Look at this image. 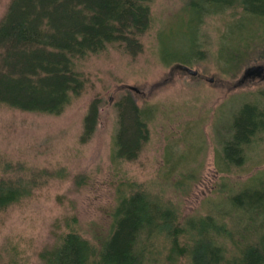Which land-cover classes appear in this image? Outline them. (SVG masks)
Listing matches in <instances>:
<instances>
[{
    "label": "rangeland",
    "instance_id": "374dc122",
    "mask_svg": "<svg viewBox=\"0 0 264 264\" xmlns=\"http://www.w3.org/2000/svg\"><path fill=\"white\" fill-rule=\"evenodd\" d=\"M145 1L150 26L140 36L142 48L131 52L114 43L77 59L84 86L61 113L0 103V179L32 187L28 196L0 211V264H49L47 255L69 231L96 244L110 231L120 189L129 192L132 186L172 205L180 225L190 226L181 240L191 239L196 234L191 223L201 224L210 215L220 224L228 195L250 178L264 179V130L248 146L243 164L228 172L220 169V139L232 115L245 102L264 103V53L251 50V57L234 68L220 54L227 23L238 17L237 11L203 17L197 54L189 41L185 49L178 39L194 17L193 0ZM9 2L0 0V18ZM170 30L178 49L186 51L185 62L162 58V38ZM254 66L261 73L244 79ZM127 95L149 110V138L132 160L116 157L115 145L118 101ZM95 100L98 123L84 141V120ZM237 218L223 220L231 225ZM248 229L234 237L251 238L255 229ZM177 263L188 259L180 257Z\"/></svg>",
    "mask_w": 264,
    "mask_h": 264
},
{
    "label": "trees",
    "instance_id": "16d2710c",
    "mask_svg": "<svg viewBox=\"0 0 264 264\" xmlns=\"http://www.w3.org/2000/svg\"><path fill=\"white\" fill-rule=\"evenodd\" d=\"M191 3L194 17L189 20L193 26L190 29L188 21L189 28L178 38L185 49L189 41L191 51L200 54L197 40L203 17L232 9L238 17L228 21L222 38L220 54L225 64L234 68L251 57V50L264 53V0ZM149 26L150 9L145 0H10L0 18V103L26 111L61 113L84 86L75 67L77 59L114 43L137 52L142 48L140 36ZM171 30L162 38V58L166 63L185 62L186 51L178 49ZM98 105L93 101L85 117L84 141L98 123ZM118 107L115 155L132 160L149 138V110L139 107L130 95L118 101ZM263 130L264 103H243L221 136L220 169L228 172L231 166L243 164L248 146ZM238 186L220 208V224L210 215L201 224L191 223L196 234H189L191 239L184 241L181 236L190 226L188 222L180 225L172 205L134 186L129 192L120 189L108 234L97 237L94 244L79 232H66L47 261L178 264L180 257H187V264H264V179L250 178ZM31 192V185L0 179V211ZM226 215H237V222L230 225L223 220ZM248 228L255 229L251 238L234 237L235 232ZM227 241L235 249L230 250Z\"/></svg>",
    "mask_w": 264,
    "mask_h": 264
},
{
    "label": "flooded vegetation",
    "instance_id": "af4514ba",
    "mask_svg": "<svg viewBox=\"0 0 264 264\" xmlns=\"http://www.w3.org/2000/svg\"><path fill=\"white\" fill-rule=\"evenodd\" d=\"M262 68L254 66V68H247L245 73L243 74L244 79L248 78L250 75L254 76L255 74H260ZM199 74V73H198Z\"/></svg>",
    "mask_w": 264,
    "mask_h": 264
},
{
    "label": "water",
    "instance_id": "95a60500",
    "mask_svg": "<svg viewBox=\"0 0 264 264\" xmlns=\"http://www.w3.org/2000/svg\"><path fill=\"white\" fill-rule=\"evenodd\" d=\"M176 67H179L180 69L184 70L185 72L191 75H198L199 73L197 69H193L185 64H177Z\"/></svg>",
    "mask_w": 264,
    "mask_h": 264
}]
</instances>
